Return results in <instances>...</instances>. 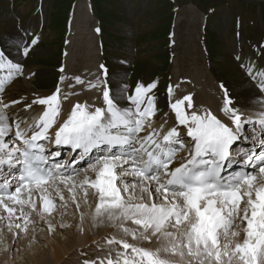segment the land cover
<instances>
[{
  "label": "snow or ice",
  "instance_id": "snow-or-ice-1",
  "mask_svg": "<svg viewBox=\"0 0 264 264\" xmlns=\"http://www.w3.org/2000/svg\"><path fill=\"white\" fill-rule=\"evenodd\" d=\"M4 67L22 73L20 65H6L0 52ZM101 69L106 78L88 87L101 91L103 106L93 110L77 102L66 119L61 111L67 96L59 87L33 100L45 107L27 128L23 120L9 123L10 105L0 99V241L5 229L15 242L41 225L49 233L72 227L63 222L72 204L80 214L79 231L87 222L122 233L98 242L105 255L83 264H264V110L255 119L246 116L224 89L225 121L208 109L192 110L187 95L170 104L177 126L165 131L163 124L153 126L156 83H139L125 97L126 86L108 80ZM11 76L0 79V93ZM259 86L264 91V80ZM257 130L258 152L234 149L238 141H255ZM53 141L76 155L58 159L61 151L45 148L44 142ZM234 164L239 169L228 171ZM58 211L61 220L53 223ZM154 241L155 247L144 246Z\"/></svg>",
  "mask_w": 264,
  "mask_h": 264
},
{
  "label": "rangeland",
  "instance_id": "rangeland-1",
  "mask_svg": "<svg viewBox=\"0 0 264 264\" xmlns=\"http://www.w3.org/2000/svg\"><path fill=\"white\" fill-rule=\"evenodd\" d=\"M100 1L102 4L99 5L100 8H97L96 10L105 22V24L100 27L102 28V31L106 32L105 34L110 36L112 39L107 38L104 35L96 36L94 34L93 36L89 25L92 21L91 18L88 17L87 21L83 24H78L77 28L75 27V35L73 38L75 37L77 39V43H75V46L71 45L72 48L69 47V56L67 60L63 55H61L62 51L60 50L62 47L61 30L64 26L62 9L63 7L65 9V4L63 0H0V38L4 39V37L8 35L23 33L24 39L30 42L36 41L35 44H32L37 47V50L33 52V55H30L31 57L26 56L21 58L20 63L27 68L34 67L40 74L49 75L54 79L57 76L56 67L59 64L67 63L69 68H73V66H76L78 57L81 53H84L85 59L83 58V61H80V65H82L83 62H87L88 56L86 55H89L88 53L97 54L96 43L97 39L100 38L105 43L107 58L112 61H117L116 57L126 59L127 56L132 58L133 61L139 60L141 57H144L142 53L147 51L149 54L145 56H147V59L149 60H141L136 64V71L138 73L137 76L139 75L144 77L152 76L158 71V69L153 68L150 65L151 57L154 60L157 59L153 61V64L159 65L160 61L164 60L163 56L167 55L168 46L166 45L167 41L166 38H164V33H167L169 28L172 29L171 40L173 43L174 41L176 42V46H174V50H172L173 48L169 49L172 51V57L170 62H166V72L171 75H177V73H179V67H181L182 64L184 67L181 68V72L185 73L183 75H188V71L206 72L205 56L197 44L198 36L201 34L200 29L198 32V27L200 26V21L202 20L203 15L193 4H187L186 0H177L176 6H178V9L177 11L171 13V5L167 3L168 0H149L148 2L147 0ZM192 1H194L195 4L205 5L203 0ZM251 1L255 4L250 5ZM110 3H114V5H111ZM259 4L264 5V0H245V4L235 1L230 3L231 6L224 7L222 9L219 8L220 10H217L216 14H212L210 16L211 19H208L206 43L208 48L211 49L209 51L214 58L213 62L223 65V68L213 65L214 67L212 66L211 70L214 69L216 71L218 69V72L223 73L219 70L225 69V75H229L230 79L234 80V83L238 82L232 87L233 89H237V92H241V90L243 92V82L246 78L242 81L243 77L238 71L236 64L233 62L229 49L226 48L228 43L234 45V30L231 23L235 16L239 14L240 8L242 10V16L240 18L242 22L241 33L243 31L246 35L249 34V40L253 36H259V34L264 36V24L260 15L261 9L259 8ZM79 6L81 5L79 4ZM73 17L75 23H82L86 19V16L81 9L74 11ZM251 20L253 21L252 25H250ZM92 23L95 24L96 20H93ZM107 23L110 25H107ZM140 35L141 37H139ZM134 39H137L138 43H140L137 47L135 46ZM18 41L22 43L23 39L7 38L5 39L4 47L16 48V44L19 43ZM87 46L93 49L91 50L90 48H87ZM23 48L21 45L20 49H22V51ZM2 50L4 51L3 47ZM135 51H137L136 54ZM246 52L249 53L248 55L251 54L249 50ZM179 61L180 64L178 65ZM39 64L47 65L49 67H42ZM160 64L163 63L161 62ZM110 68L112 70V74H119L124 70L127 73L130 71V68L120 67L116 64V62L111 63ZM76 73H78V70ZM173 79L175 80V78ZM124 80H126V78ZM45 81H48V78L37 80V83L35 82L36 84L34 82L31 84V81H29L30 85L28 89L30 88L36 92V85L37 87L47 86V88H44V93H50L52 91V85H50L52 82L47 85V82ZM143 81L145 83L148 79L143 78ZM83 84L78 85L74 81L68 86H65L66 84H64V86H60L59 84V87L64 88L62 91L70 94L71 96L73 90L80 91V93L78 92L75 94L77 97L82 93L84 87ZM230 85H232L231 82ZM208 89L210 88H207L205 92L209 95ZM28 92L31 96L34 95L33 92H30L29 90ZM241 94L242 93H240L237 99L241 97ZM22 97L23 96L19 97V105L29 103L24 102V98ZM30 104H32V101ZM65 107L66 105H64V109ZM64 109H62V111ZM82 203L83 201H81V204ZM86 209L82 210L86 211ZM65 213L66 214L63 216L64 223L72 221V223L75 224L74 227H70L71 229L61 228L52 234H48L45 231V234L41 233L43 230L41 231V229H39V227L43 226L41 225L38 226L35 233H29L30 235L28 234V236L34 235L35 237H40L41 239H36L34 237L33 242L32 240H29L28 237H25L16 244L14 242L11 244L9 243L11 235L10 238L3 236L2 241H0V264L15 262L17 259L15 256L20 253L23 260H25L27 264H32L30 258L36 252H38L36 253L38 255L40 252L39 249L42 247H44L45 250L49 249L48 243L46 244V240L56 241L63 244L61 241L63 237H68L71 231H79L76 227L79 222L78 211L68 210ZM54 223L58 222L54 220ZM101 230L102 232L106 231V229L101 228L99 230V234L101 233ZM113 230L116 231V229ZM42 237H45V239ZM93 238L97 239L98 235L95 233ZM18 246L21 248L20 250L16 248ZM10 249L12 250L10 251Z\"/></svg>",
  "mask_w": 264,
  "mask_h": 264
},
{
  "label": "bare ground",
  "instance_id": "bare-ground-1",
  "mask_svg": "<svg viewBox=\"0 0 264 264\" xmlns=\"http://www.w3.org/2000/svg\"><path fill=\"white\" fill-rule=\"evenodd\" d=\"M80 16V15H79ZM78 16V18H79ZM83 16V15H82ZM85 19V18H82ZM9 44V43H8ZM13 47V46H12ZM23 48V46H22ZM4 51L2 50V48L0 47V52L3 53L4 56V63L7 65L9 62L14 64V61L16 59V57L19 56V53L21 55V51L22 49L19 50L18 48H11V47H4L3 48ZM251 56L250 59H254L257 60L258 58L253 55L252 53L249 55ZM257 63H260L259 61H257ZM257 66V65H256ZM10 68L5 67V71L8 70ZM34 71V69H29L26 71V73H30ZM253 72H255V69H253ZM6 75V73H4ZM115 82H118V80H112ZM261 81V80H260ZM30 83L27 80H16V82L14 84H12V86H10L8 88L7 91L4 92L2 99H4L3 103L5 104H9L10 107L6 110L7 115L9 116V123L10 124H14V122L16 121H26L27 123L22 124L24 126V128H27L30 124H32L34 122L35 118H38L40 114H42V111L44 110L45 106L42 105H37V104H32V107L26 108L25 105L26 104H30V103H25V104H12L11 102L14 100H18L19 101V97L20 96H24L29 98L30 100L37 99V98H41V97H45L46 94L43 93H33L34 95H30L28 92V87H29ZM260 82L258 83L257 89L256 87L254 88V86L250 83L249 80L245 79L243 82V92L241 94V97L238 98L237 100H235L234 104L239 106L241 108V111L246 115V116H256L257 113L256 112H260L262 110H264V104L259 103V101L263 100L264 95H261L260 92H263L260 88ZM201 86V87H200ZM200 87V89L194 94V100H193V110H199L202 111L203 109H208L211 108L213 110H217V108L220 107V97H218V95L216 94H211L207 92H205V90L207 88H209V85H207V80L204 81V83H200V85L198 86ZM67 106V104H65ZM69 105H71V103H69ZM103 103L100 101L98 103L97 106H93V110L95 107H102ZM69 107V106H68ZM71 107L66 108L61 112V118L62 119H66L67 116L70 114L71 111ZM255 112V114L253 113ZM153 126L154 127H159V123H155L153 122ZM93 204L95 205V199L92 200ZM94 208V206H93ZM89 208L86 209L85 212H88ZM78 215L79 211H78ZM101 228L106 229L107 233L110 234L114 228L109 227V226H100V227H92L90 226L87 222L85 223V230L83 232L81 231H71V233L65 237L62 238V243L56 242V241H51V240H46V244L48 243L49 249H44V247H42L41 249H39V254L37 255L36 252L30 259L32 261V264H58L59 262L63 261L65 256H67L68 254H70L71 250L76 249V247H80L83 246L85 244H88L90 242H94V238L93 236L90 234V230L94 229L95 233L98 235L99 234V230ZM38 229V228H37ZM102 232V230H101ZM96 236V235H95ZM36 239H41L40 237H35ZM100 240V239H99ZM99 240L95 243L97 246V243L99 242ZM12 237L10 239V244L12 243ZM60 241V242H61ZM94 244V245H95ZM19 250L21 249L19 246L16 247ZM74 248V249H73ZM90 247L88 249L89 253H91L92 251H94L95 249ZM15 257H17L15 262H10L9 264H27V262H25V260H23L21 253L19 255H16ZM1 262V260H0Z\"/></svg>",
  "mask_w": 264,
  "mask_h": 264
}]
</instances>
